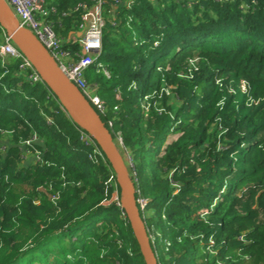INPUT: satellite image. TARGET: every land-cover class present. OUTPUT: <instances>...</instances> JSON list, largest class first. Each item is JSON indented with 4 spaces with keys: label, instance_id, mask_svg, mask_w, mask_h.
Listing matches in <instances>:
<instances>
[{
    "label": "trees",
    "instance_id": "1",
    "mask_svg": "<svg viewBox=\"0 0 264 264\" xmlns=\"http://www.w3.org/2000/svg\"><path fill=\"white\" fill-rule=\"evenodd\" d=\"M96 1L47 4L71 63L60 35ZM128 1L103 0L84 78L157 264H264V0ZM20 62L0 57V264H145L110 163Z\"/></svg>",
    "mask_w": 264,
    "mask_h": 264
},
{
    "label": "water",
    "instance_id": "2",
    "mask_svg": "<svg viewBox=\"0 0 264 264\" xmlns=\"http://www.w3.org/2000/svg\"><path fill=\"white\" fill-rule=\"evenodd\" d=\"M0 27L14 46L31 63L65 114L99 146L111 165L122 196V208L130 223L145 264H157L146 227L136 207L135 189L127 167L109 131L81 92L59 71L39 41L27 30L20 29L4 0H0Z\"/></svg>",
    "mask_w": 264,
    "mask_h": 264
},
{
    "label": "built area",
    "instance_id": "3",
    "mask_svg": "<svg viewBox=\"0 0 264 264\" xmlns=\"http://www.w3.org/2000/svg\"><path fill=\"white\" fill-rule=\"evenodd\" d=\"M4 2L15 17L19 28L29 31L39 41L48 57L56 64L65 78L81 92L93 108L104 115L103 102L97 95L95 88L88 85L84 78L85 72L96 62L102 49V36L105 28L103 0H97L90 8L83 7L81 36L78 40L81 56L72 63L68 61V55L63 50L60 39L47 21L49 9H47L45 0H4ZM127 5L130 6L128 0ZM0 57L20 59L19 70L27 74V80L32 84H44L31 63L19 52L11 38L1 27ZM107 125L112 129L111 121H108ZM82 137L85 144L92 140L85 134H82ZM116 140L121 144L119 134H117ZM137 202L143 209L146 202L141 199H138Z\"/></svg>",
    "mask_w": 264,
    "mask_h": 264
},
{
    "label": "crops",
    "instance_id": "4",
    "mask_svg": "<svg viewBox=\"0 0 264 264\" xmlns=\"http://www.w3.org/2000/svg\"><path fill=\"white\" fill-rule=\"evenodd\" d=\"M45 1H46V4H48L49 6L50 5L52 6L51 7L52 9H54L53 6L54 7L55 6H64V7H67L68 4H69V2H70V0H45ZM120 5H122V4H120ZM120 5H118V6H120ZM80 36H81V32L78 31V30H73V29H71L66 36L60 35L62 41L65 42V43H75V42H78ZM26 155H25V159H27L26 161H28L26 163V165H29L32 161H34L35 158L31 154H26ZM29 161H30V163H29Z\"/></svg>",
    "mask_w": 264,
    "mask_h": 264
},
{
    "label": "rangeland",
    "instance_id": "5",
    "mask_svg": "<svg viewBox=\"0 0 264 264\" xmlns=\"http://www.w3.org/2000/svg\"><path fill=\"white\" fill-rule=\"evenodd\" d=\"M45 3H46V1H45ZM46 6H47V4H46ZM94 67V66H93ZM8 135H3V139H5L6 137H7ZM177 136H169V138H168V141L167 142H170V141H172L173 139H175ZM1 144V143H0ZM119 144V143H118ZM1 146V145H0ZM5 151H6V149L4 148V147H0V154L2 155V154H4L5 153ZM27 156V155H26ZM122 157V156H121ZM122 159H123V161H124V163H125V165H126V167H128V168H130V169H132V164H131V160H130V158L128 157V156H123L122 157ZM27 159H24L23 160V164H26L28 161H26ZM29 163H30V161H29ZM41 191H43V192H45L43 189H40ZM111 201H117V198H116V195H115V193L113 194V196H112V198H111V200L110 201H108L107 203H109V202H111Z\"/></svg>",
    "mask_w": 264,
    "mask_h": 264
}]
</instances>
